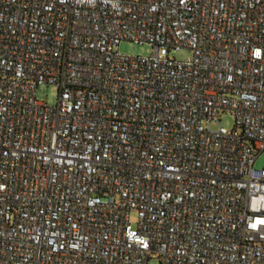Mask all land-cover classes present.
<instances>
[{
  "label": "built area",
  "instance_id": "obj_1",
  "mask_svg": "<svg viewBox=\"0 0 264 264\" xmlns=\"http://www.w3.org/2000/svg\"><path fill=\"white\" fill-rule=\"evenodd\" d=\"M262 152L264 0H0V264H264Z\"/></svg>",
  "mask_w": 264,
  "mask_h": 264
},
{
  "label": "rangeland",
  "instance_id": "obj_2",
  "mask_svg": "<svg viewBox=\"0 0 264 264\" xmlns=\"http://www.w3.org/2000/svg\"><path fill=\"white\" fill-rule=\"evenodd\" d=\"M121 53L129 56H148L153 52V48L148 44H137L129 41H123L120 44ZM178 60H187L191 57V52L188 50H181L172 54ZM38 99L42 102L54 105L58 101L59 92L53 85H40L38 88ZM222 124L229 130L234 127V119L231 114H223L221 118ZM256 169L264 168V152L260 154L255 162ZM149 264H162L159 259H152Z\"/></svg>",
  "mask_w": 264,
  "mask_h": 264
}]
</instances>
